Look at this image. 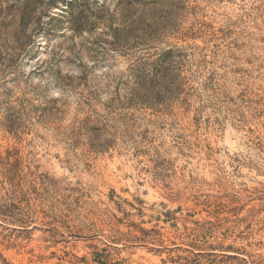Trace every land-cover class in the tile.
Segmentation results:
<instances>
[{
	"label": "rangeland",
	"instance_id": "374dc122",
	"mask_svg": "<svg viewBox=\"0 0 264 264\" xmlns=\"http://www.w3.org/2000/svg\"><path fill=\"white\" fill-rule=\"evenodd\" d=\"M0 264H264V0H0Z\"/></svg>",
	"mask_w": 264,
	"mask_h": 264
}]
</instances>
